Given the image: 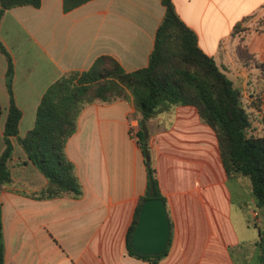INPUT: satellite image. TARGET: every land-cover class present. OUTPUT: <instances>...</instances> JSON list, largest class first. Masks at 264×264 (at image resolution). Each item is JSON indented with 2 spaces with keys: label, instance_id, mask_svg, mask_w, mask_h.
<instances>
[{
  "label": "crops",
  "instance_id": "1",
  "mask_svg": "<svg viewBox=\"0 0 264 264\" xmlns=\"http://www.w3.org/2000/svg\"><path fill=\"white\" fill-rule=\"evenodd\" d=\"M173 2L200 49L234 87L245 84L249 93L260 89L261 112L255 115L264 118V79L249 87L258 72L236 60L239 41L231 36L234 24L247 17L239 37L264 66V0ZM163 15L161 0H91L70 11H64L63 0H40L38 8L4 11L0 42L13 66V99L22 114L19 136L33 128L42 95L62 76L87 71L101 56L111 57L126 72L145 68ZM6 69L0 51V153L9 105ZM138 130L131 98L83 109L65 148L82 187L77 198L34 197L47 180L12 140L11 183L0 192L4 264H153L129 256L126 248L128 228L146 189ZM145 131L172 225L168 252L155 264H248L250 257L260 264L263 231L253 226L257 235L248 238V224L238 231L233 223L230 180L215 134L196 109L162 112ZM235 181L242 186L245 180Z\"/></svg>",
  "mask_w": 264,
  "mask_h": 264
},
{
  "label": "trees",
  "instance_id": "2",
  "mask_svg": "<svg viewBox=\"0 0 264 264\" xmlns=\"http://www.w3.org/2000/svg\"><path fill=\"white\" fill-rule=\"evenodd\" d=\"M88 1L91 0H63V9L70 11ZM161 3L164 15L156 30L153 49L145 68L126 72L111 57L101 56L87 71L62 76L42 95L34 126L23 137L19 136L22 114L12 92L13 66L0 42V51L7 59L5 85L9 95L3 123L4 147L0 153V192L11 183L15 141L28 161L47 180L45 189L34 197H80L82 187L65 148L76 132L81 112L90 104H110L131 98L138 116L136 141L145 159L146 189L128 228L126 248L129 256L153 264L167 254L171 232L167 248L159 256L136 254L131 249L130 238L146 199L159 198L166 203L158 186L156 170L149 161L148 134L145 131L147 122L162 112L181 106L194 107L201 123L215 134L227 179H246L256 208L264 210V118L255 115L261 112V91L256 87L251 90L244 107L241 92L213 58L200 49L196 33L182 21L173 0H161ZM20 6L38 8L40 0H0V17L4 11ZM247 19L243 18L232 29L231 36L239 41L235 47V58L247 70H257V82L260 83L264 79V66L239 37L245 31L242 25ZM1 115L0 106V118ZM253 226L258 228L255 224ZM262 233L264 236V231ZM259 250V263L264 264L262 239ZM0 264H4L1 204Z\"/></svg>",
  "mask_w": 264,
  "mask_h": 264
},
{
  "label": "water",
  "instance_id": "3",
  "mask_svg": "<svg viewBox=\"0 0 264 264\" xmlns=\"http://www.w3.org/2000/svg\"><path fill=\"white\" fill-rule=\"evenodd\" d=\"M170 232L169 215L164 200L146 199L141 205L130 238L131 249L141 256H159L167 248ZM262 240L264 253V236Z\"/></svg>",
  "mask_w": 264,
  "mask_h": 264
},
{
  "label": "rangeland",
  "instance_id": "4",
  "mask_svg": "<svg viewBox=\"0 0 264 264\" xmlns=\"http://www.w3.org/2000/svg\"><path fill=\"white\" fill-rule=\"evenodd\" d=\"M229 77V76H227ZM255 77V75H254ZM231 79V78H230ZM232 80V79H231ZM257 78L253 80L254 83H250L249 87L254 84L256 85ZM249 81V80H248ZM250 82H252L250 80ZM237 89L242 92V105L245 107L249 97V91L244 89L245 84L242 86H237ZM255 89V87H254ZM133 132V129H131ZM244 183L241 184L235 180L228 182V187L232 195V221L237 227L238 231L245 225L248 224L249 230L247 232V237H256V230L253 229L255 224L261 231H264V210H259L256 208L254 200L250 196V189L246 179ZM248 264H255V259H248Z\"/></svg>",
  "mask_w": 264,
  "mask_h": 264
}]
</instances>
